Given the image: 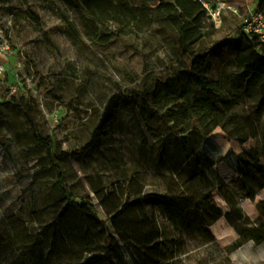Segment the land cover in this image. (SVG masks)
Returning a JSON list of instances; mask_svg holds the SVG:
<instances>
[{
	"label": "rangeland",
	"instance_id": "374dc122",
	"mask_svg": "<svg viewBox=\"0 0 264 264\" xmlns=\"http://www.w3.org/2000/svg\"><path fill=\"white\" fill-rule=\"evenodd\" d=\"M225 1L239 14L227 10L220 26L207 14L201 28L182 0H0L21 63L15 92L0 80L4 263L34 259L65 193L109 224L97 192L125 185L155 213L164 264H264V242L249 234L264 224V188L247 171L253 153L264 166V110L240 91L234 64L247 47L234 31L257 0ZM116 93L129 97L102 139L74 154ZM251 120L257 134L243 143ZM180 192L196 203L188 222L160 208Z\"/></svg>",
	"mask_w": 264,
	"mask_h": 264
},
{
	"label": "trees",
	"instance_id": "16d2710c",
	"mask_svg": "<svg viewBox=\"0 0 264 264\" xmlns=\"http://www.w3.org/2000/svg\"><path fill=\"white\" fill-rule=\"evenodd\" d=\"M182 1L188 6L191 21L198 27H204L207 11L201 1ZM257 8L264 11V0H257ZM240 30L241 27H237L234 34ZM240 33L247 44L238 50L234 61L241 76L238 83L240 91L253 96L258 109L264 110V43L242 30ZM128 97L125 93H116L108 99L91 140L74 154L85 155L98 144L114 119L115 107ZM22 108L29 117L27 108ZM223 127L226 129V124ZM256 134L251 120L247 132L237 135L244 143ZM247 171L257 189L264 188V166L259 153L251 154ZM249 194L253 198L254 189H250ZM65 197L66 205L62 210L55 209L53 225L47 236L43 234L41 242L33 245L34 259L25 262L22 259L24 253L4 263L0 255V264H164L168 261L169 252L162 241L163 233L155 213L148 211L146 197L141 190L138 195H133L125 185H121L112 191L97 192L109 224L99 218L91 202H77L67 193ZM195 204L192 197L183 199L181 192L166 195L160 200L163 214L174 222H188V211ZM249 234L257 243H263L264 224L249 229Z\"/></svg>",
	"mask_w": 264,
	"mask_h": 264
},
{
	"label": "built area",
	"instance_id": "2783aa9c",
	"mask_svg": "<svg viewBox=\"0 0 264 264\" xmlns=\"http://www.w3.org/2000/svg\"><path fill=\"white\" fill-rule=\"evenodd\" d=\"M199 1L216 26L222 24L223 15L227 10L239 14V6L235 3H228L225 0L214 4L210 0ZM2 18L3 16L0 14V80H6V84L15 92L20 86L21 63L15 60L18 49L14 45L8 26L3 25ZM241 30L264 43V11L259 10L257 6L247 5L243 14Z\"/></svg>",
	"mask_w": 264,
	"mask_h": 264
}]
</instances>
